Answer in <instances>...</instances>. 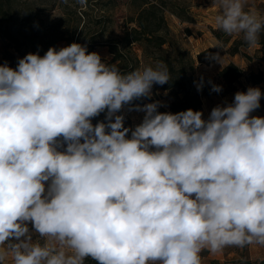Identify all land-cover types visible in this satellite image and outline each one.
I'll return each instance as SVG.
<instances>
[{
    "label": "clouds",
    "instance_id": "obj_1",
    "mask_svg": "<svg viewBox=\"0 0 264 264\" xmlns=\"http://www.w3.org/2000/svg\"><path fill=\"white\" fill-rule=\"evenodd\" d=\"M213 7L219 30L259 42L248 0ZM170 80L164 62L124 73L76 42L0 64V264H201L203 250L264 245V116L251 115L264 93L206 119L133 103ZM125 108L144 114L134 128Z\"/></svg>",
    "mask_w": 264,
    "mask_h": 264
},
{
    "label": "trees",
    "instance_id": "obj_2",
    "mask_svg": "<svg viewBox=\"0 0 264 264\" xmlns=\"http://www.w3.org/2000/svg\"><path fill=\"white\" fill-rule=\"evenodd\" d=\"M79 1V0H78ZM27 5L28 0H0V37L9 42V46L21 53L23 57L29 53L39 52L37 50V43L31 35L17 27L14 22L16 14V4ZM129 7L133 8V13L126 19L123 27L122 38L118 41L108 42L109 59L104 61L108 63H116L120 70L124 73L130 72L137 68H141V64L149 63L150 66L155 67L158 62H164L170 73L171 80L169 83L161 85H154L152 89V97L150 99L144 98L134 101L133 103L144 104L146 100L155 101L157 99V91H168L172 93L173 99L166 101L164 106L158 110L161 112L170 111L172 113L187 110L189 108L200 111L202 108V91H197L194 82V70L196 64L210 65L215 62L210 58V54L224 52L223 48L227 47L225 52L230 55L240 54L245 59L250 60V55L246 52L249 47L243 41V36L239 35L233 41L231 35H226L217 28L211 29L212 35L219 42L213 47L205 48L199 51L195 57L190 51L180 45L173 39L171 30L165 18V13L168 12L174 15L181 23L193 22V17L189 10V6L180 2L179 0H128ZM67 15L69 12H66ZM78 22L74 24L70 35L57 37L49 42L50 47L57 49L65 47L73 43L74 35L76 34L80 18L77 16L75 10L73 11ZM86 14L85 12L82 13ZM82 28L79 30L80 34ZM187 30V28H186ZM18 32V33H17ZM17 33V34H16ZM18 34L23 36L20 41ZM97 37H89L85 41L76 39V43L86 45L89 52H94ZM64 42L63 45H58V42ZM264 46V33L261 34L260 40L257 43ZM23 46V47H22ZM134 46L141 51L142 58L134 50ZM23 48V49H22ZM40 50L43 48L40 46ZM43 53H39L41 56ZM218 76L224 80L226 85L235 86L238 84L241 91H246L245 83L254 87L264 81V73L258 71H245L243 68L233 62L224 65L219 71ZM261 92L264 89L259 87ZM256 111L264 113V95L260 101V108ZM124 114V113H123ZM104 120V114L101 113L98 117L92 120L95 124L98 121ZM127 116L125 115V126H127ZM130 136V133H129ZM85 264H97V262L88 259ZM264 264V260L260 262Z\"/></svg>",
    "mask_w": 264,
    "mask_h": 264
},
{
    "label": "rangeland",
    "instance_id": "obj_3",
    "mask_svg": "<svg viewBox=\"0 0 264 264\" xmlns=\"http://www.w3.org/2000/svg\"><path fill=\"white\" fill-rule=\"evenodd\" d=\"M20 1V0H19ZM29 3L26 5H20L19 2L16 4V14L14 16L15 25L23 29L26 34L31 35L37 43V50L39 53H43L45 50L50 48L49 42L53 39L65 35H70V30L74 24L78 22L73 11L75 10L77 16L81 19L79 28L74 35L73 42L76 39L80 41H85L89 37H97L94 52L99 53L102 60L110 58L107 43L112 41H118L122 38L123 27L125 26L126 19L128 20L130 14L133 13V8L129 7L128 0H86L85 5H81L78 0H28ZM180 2L189 6L191 11V0H179ZM66 12H69L68 15ZM86 14H82V13ZM192 13V11H191ZM170 13H165L166 21L171 30L173 39L178 45L188 49L190 53L195 57V52L200 49L203 42H195L191 35L198 34L199 36L207 32V27L204 30L197 29L195 26L191 25L192 22H175L169 16ZM192 15V14H191ZM195 21V18H193ZM82 28L80 34L79 30ZM187 28V30H186ZM18 33V32H17ZM16 33V34H17ZM19 40H23V36L18 34ZM64 42L59 41L58 45H63ZM9 42L2 37H0V64L7 62L9 66L16 67L19 58L23 55L16 51L14 48L9 46ZM40 46L43 50H40ZM23 47V46H22ZM23 49V48H22ZM134 50L141 56V51L134 46ZM198 64V63H197ZM196 64V66H197ZM220 63L210 65L208 67L203 66L194 70V82H199L201 77L204 80V86L202 89L203 99L205 102V110L208 114L215 105L208 107V100L220 99L223 94L229 93V100H225L226 103H231L234 94L241 91L238 84L235 86H228L225 82H222L218 76V66ZM145 66H150L149 63L141 64V69ZM209 81L211 83H209ZM212 84L222 86V91L220 94L212 92ZM246 89L251 87L246 84ZM157 99L155 101H160L165 104L166 101L173 99L172 93L168 91H157ZM151 101L146 100L145 103H150ZM154 102V101H152ZM218 100V105L225 104ZM203 103V102H202ZM203 108V106H202ZM201 108V109H202ZM124 115L127 116V126L134 128L135 125L142 121L143 113L137 111H127L124 110ZM236 246H229L224 248L218 253H211L208 250H203L201 252V264H233L232 261H225L228 258V253L236 252Z\"/></svg>",
    "mask_w": 264,
    "mask_h": 264
},
{
    "label": "crops",
    "instance_id": "obj_4",
    "mask_svg": "<svg viewBox=\"0 0 264 264\" xmlns=\"http://www.w3.org/2000/svg\"><path fill=\"white\" fill-rule=\"evenodd\" d=\"M192 6V17L195 18V21L191 23V25L195 26L197 29L204 30V27H207L205 25H208V29L206 33L201 34L200 36L198 34L191 35V37L194 39L195 42H200L201 40L206 41L203 42L202 46L199 50L195 52V55L208 47H213L217 45L219 42L217 39L212 35L211 29L216 27L215 23V16L217 15V9L213 7V0H191ZM248 7L255 9L261 16H264V0H248ZM190 11V12H191ZM169 16L172 18L173 21L181 23L174 15L169 14ZM239 34H233L231 35V41H233L235 38H237ZM227 47H224V52L221 54L222 58V64L218 66V71L229 62H233L243 68L245 71H258L261 70L264 73V46L255 44L253 46H249L246 49V52L250 55L251 59H245L240 54L230 55L227 52H225ZM217 62L210 65H214ZM210 65L206 64H197L196 69L202 68L203 66L208 67ZM195 79V77H194ZM219 79L224 82L222 78L219 77ZM226 84V83H225ZM254 87H261L264 89V81L256 85ZM230 94L226 93L223 94V96L220 99H213L212 101L208 100V107H211L212 105L217 106L218 100L220 102L224 103L225 100H229ZM202 106L203 108L200 111H203L204 118L206 119L208 117V111L205 110V102L202 98ZM226 103V102H225ZM251 115L255 116H264L263 112L255 111L251 113ZM36 238L35 236L33 237ZM236 252L234 250L232 252L228 253V258H225V261L231 260L233 264H260L261 261L264 260V245L259 244H251L246 245L245 247H236ZM7 264H11V261L9 260ZM223 264V262L221 263Z\"/></svg>",
    "mask_w": 264,
    "mask_h": 264
},
{
    "label": "built area",
    "instance_id": "obj_5",
    "mask_svg": "<svg viewBox=\"0 0 264 264\" xmlns=\"http://www.w3.org/2000/svg\"><path fill=\"white\" fill-rule=\"evenodd\" d=\"M218 94H220V93H218Z\"/></svg>",
    "mask_w": 264,
    "mask_h": 264
}]
</instances>
